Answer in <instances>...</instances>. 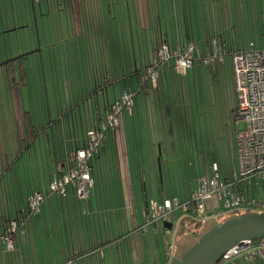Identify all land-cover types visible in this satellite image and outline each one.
I'll return each instance as SVG.
<instances>
[{"label": "crops", "instance_id": "obj_1", "mask_svg": "<svg viewBox=\"0 0 264 264\" xmlns=\"http://www.w3.org/2000/svg\"><path fill=\"white\" fill-rule=\"evenodd\" d=\"M3 1L1 7L5 9L7 27L2 14L0 36L10 32L18 35L23 31L28 35L25 44H30L32 49L11 58L29 55L27 87L8 90L7 112L5 98L0 99V182L7 178L1 183L6 182V187H10L8 178L15 148L21 151L29 148L28 113L38 126L34 142L38 163L35 178L40 180L36 184L45 192L51 177L64 168L58 157V145L64 143L70 151L76 144H85L87 131L104 120L106 106L120 98L124 81L131 78L130 86H139L137 73L142 74L154 59L156 44L165 42L174 48L177 44L191 43L200 53L209 49L210 38L230 50L244 48L250 42L264 45V32L247 44L241 36L247 33L248 27L258 34L261 26L264 31V0H127L134 3L131 19L120 9L106 13L104 21L99 15L100 22L94 27L96 35L92 38L90 27L85 23L86 0H23L22 15L27 21L24 23L19 22L16 14V1L21 0ZM257 2L256 7L249 4ZM53 3L60 5L59 27L53 21ZM158 3L165 8L161 9ZM156 13L167 19L165 26L162 22L160 33L153 28ZM254 18L258 21L253 22ZM87 64L93 68L97 64L99 70H90V77L85 81L80 79L77 85L75 72ZM224 64L209 67L211 73H216ZM231 72L233 75L232 64ZM176 77L171 67H163L159 88L138 96V105L145 103L144 111L136 108L131 118L127 113L124 115L122 125L115 132L114 161L110 163L106 159L109 154L105 153L93 163L95 184L88 199L81 200L73 193L65 198L47 194L40 216L30 221L25 234L13 237L14 249L8 250L0 242V264H61L68 259L75 260L76 264H153L155 258L159 264L165 262L163 250L155 249L154 238L159 237L160 231L154 234L139 231L147 210L146 196L147 201L155 198L148 196L149 177L148 185L138 178L137 163L146 162L153 167L155 157H159L157 147L161 146V161L168 163L164 173L168 175V185L164 183L160 187L158 199L176 193L185 200L195 188L188 180L178 184L171 166L175 155L176 161H182L183 153V138L180 133L177 137L176 131L181 128L176 122L181 105L178 104V112L170 121L165 97V85ZM180 98L181 95L177 96V100ZM59 129L62 138L57 134ZM10 196V199L1 198L0 207L21 208L19 195L17 200L12 199V192Z\"/></svg>", "mask_w": 264, "mask_h": 264}, {"label": "built area", "instance_id": "obj_2", "mask_svg": "<svg viewBox=\"0 0 264 264\" xmlns=\"http://www.w3.org/2000/svg\"><path fill=\"white\" fill-rule=\"evenodd\" d=\"M40 1V0H39ZM230 57L235 93L237 97L236 117L247 123L244 132L238 133L235 140L237 168L229 178H224L219 166L214 163L209 174L198 176L196 186L189 198L179 197L152 199L144 213L139 231L146 233L160 223L171 224L164 227L166 238L163 249V264H169L177 250L181 231L186 224L201 225L215 218L226 219L233 215L264 213V45L250 42L244 48L228 50L213 39L209 49L200 53L194 44L171 48L161 42L154 59L140 78V87L146 85L155 89L159 81V68L173 62V69L179 77H184L197 64L212 67L224 64ZM136 103V92L126 88L118 100L110 104L106 116L97 127L87 131L85 145L78 149L73 159L68 161L61 172L50 181L49 192L64 198L70 187H74L79 199H88L94 187L91 161L100 153L108 133H115L122 125L126 112L132 115ZM216 200L217 208L209 209L208 201ZM46 196L35 192L28 201L29 215L22 221H12L5 231L0 228V242L8 250L14 249L12 236L24 234L30 217L40 214ZM191 229L193 227L188 226ZM242 261L245 264H264V240H244L231 248L218 264H232ZM61 264H76L68 259Z\"/></svg>", "mask_w": 264, "mask_h": 264}, {"label": "rangeland", "instance_id": "obj_3", "mask_svg": "<svg viewBox=\"0 0 264 264\" xmlns=\"http://www.w3.org/2000/svg\"><path fill=\"white\" fill-rule=\"evenodd\" d=\"M45 3L46 2L43 3L44 7L46 6ZM1 4L4 5L3 0L2 3L0 2V29L2 28V14L4 16L5 26L7 27L5 9L1 7ZM249 4L256 7L259 3L257 2ZM16 5V14L19 22H27L22 15L24 10L23 0H21L20 3L16 1ZM52 5L53 16H55L53 21L54 24L59 27L58 14L60 13V5H57V3H53ZM153 5L156 7L157 3H153ZM158 6L162 8V3H160V5L158 3ZM98 7L99 15L103 16L102 21L106 20V13L110 14L109 12L111 11L116 13L118 9H120L121 13L128 14V17L131 19L134 3L132 4V2L127 0H98ZM166 21L167 19L162 17L164 26ZM252 21L257 22L258 19L254 18ZM118 25L119 24L117 23V26ZM153 28H155L154 20ZM11 30H13V28ZM246 30L247 33L241 35L243 36L242 38L244 41H246L245 44L249 43L252 38H258L259 36L261 37L264 32L262 26L260 28V34L257 33V30L254 31L255 29L251 32L252 29L249 27L246 28ZM26 37H28V35L24 34L23 31H20L18 35L15 32H10L0 36V71L2 70V63H5L12 57L18 56L19 53L32 50L29 47L30 44H25V41H28ZM33 47L35 48L34 50H37L35 43ZM90 61L91 60L88 62ZM97 64L94 66V68L93 66L90 67L87 64L86 66H82L80 70L78 69L79 72H75L77 74V80H75V83L79 85L81 83V81H79L80 79L83 81L87 80L90 77V70L96 71V68L98 67ZM172 79V82L170 81L167 85H165V97H167L166 102L169 108L168 115L170 121H172L173 117H175V113H172V111L175 108L173 105L177 102V96L182 95L185 98V102L183 103V106H185L183 122L181 128L176 130L178 131L177 137L180 133V136L183 138V147L181 146V150L183 152L182 161H176L177 155H175L174 162L171 164L172 168H174L173 177L175 181H177L179 184L181 180H188L189 183L196 184L195 177L199 174L209 171L214 163L219 166L222 176L224 178H229L237 168L238 163L235 154L236 136L238 133L244 132L247 128L246 121L236 117L237 97L235 94L234 80L231 72L230 57H227L225 64L220 66L216 73L212 74L209 67L196 66L194 69L190 70L188 76L178 78L176 77ZM82 87L85 88V85L83 86L82 84ZM26 91H29V89H26ZM21 92L22 89L20 90V94ZM8 93L9 92L6 87L5 77L0 72V99L5 98L6 112L8 106L6 100ZM16 102H18L17 99ZM143 105L144 104L138 105L137 110L143 112L145 108ZM170 129L171 138H174L175 133L173 128ZM158 148L159 147H157V152ZM164 158L167 159L168 156L164 155ZM158 159L159 157H155L153 167H150V165L146 162L142 163L144 171L150 180V185H148V187L150 186L148 188V196L149 198L155 199H158L159 192L161 190L160 187H162L164 183V185H168V175L165 174L164 177V173L167 172L165 169L167 170L168 163L162 162V181L159 171ZM97 176L101 177L99 174H97ZM169 190L171 191V187ZM207 206L209 209H218L216 200L208 201ZM224 220L225 219H220L221 222ZM156 231H160L159 237L154 238L156 241V246L159 251H162L164 249L166 240L163 235V223L153 226L150 228L148 233L151 232V234H154Z\"/></svg>", "mask_w": 264, "mask_h": 264}, {"label": "trees", "instance_id": "obj_4", "mask_svg": "<svg viewBox=\"0 0 264 264\" xmlns=\"http://www.w3.org/2000/svg\"><path fill=\"white\" fill-rule=\"evenodd\" d=\"M84 5H85L84 9H86L88 11V13L85 14L86 15L85 23L88 27H90V31H91L90 37L92 38L96 35L95 31H94V27L98 26V23L100 22L99 21V18H100L99 17V11H98L99 10L98 0H86ZM162 8H165L164 4H162ZM155 15L157 18L154 17V25H155L154 29L156 30L157 33H160L161 27L163 25L162 24V18L158 17L157 13ZM185 21L188 22L187 20H185ZM212 40H213V38L209 39V46H210V43ZM177 45H181L182 47H185L187 45V43H181V44H177ZM177 45H175V46H177ZM159 46H160V43L156 44V51L158 50ZM95 48L97 51L96 46H95ZM228 50H230V49H228ZM156 51H155V53H156ZM98 52H99V50L95 53L97 54ZM98 55L99 54H97V56ZM28 57H29V55H21L18 58L8 60L4 65H2V68H1L2 70L0 72L5 77V83H6L7 90L13 91L15 89L27 87V84H28L27 72L30 68L28 66V60H27ZM151 62L148 64V66L151 65ZM166 66H169L173 69V62H170L168 65H165V66H162L159 68L160 76H161V69L163 67H166ZM97 69L99 70V67L96 68V71H97ZM143 73L142 74L137 73L138 74L137 76H139L137 85L139 84L140 78L143 75ZM174 73H175V71H174ZM160 76H159L158 86L155 89H153L149 85H146L145 87H143V86L140 87V84H139V86H137V88H135L133 85L130 86L129 81L131 80V78L130 79L128 78V81L127 80L124 81V86H125L124 89L131 88L136 92L135 108H134L132 115H129V113L126 112L129 115L128 117L131 118L135 114V110L138 106V96L141 93L149 92V91H155L159 88ZM177 77H179V76L177 75ZM96 81H99L98 77H96ZM133 84H134V82H133ZM96 85L98 86L99 83ZM177 102L173 105V107L176 108L179 103L181 105L179 108L180 113L176 115L178 117L177 118L178 120L176 119L177 120L176 122L179 123L180 127H181L182 122H183V118H184L183 114L185 112L184 111L185 106H183V103L185 102L184 96L181 95V98L178 99ZM142 104H144V106H145V103L142 102ZM109 106H110V104H108L106 106L107 109L109 108ZM176 112H178V108H177V111L176 110L174 111V113H176ZM27 115H28V124L31 126L30 127L31 130H29V135H30L31 140H29V142L27 143V144H29V148H27V150H25V151L23 150L24 153H22L23 151H21L20 148L16 147L15 148L16 152H13L14 160H13L12 166L10 167L12 169V171H11L10 178H8V180L10 179V187L11 188L8 186L6 187V182H5V185L1 184V183H4V181H7V178L4 179L3 182H2V180L0 182V201H1V198L6 197V196L10 199V197H11L10 194L12 192V199L13 200L14 199L17 200L16 197L19 195L20 202H21V208H15V207L12 208L11 206L6 207V205L5 206L2 205L0 207V228H1L2 232L5 231V229L8 227V225L12 221H22L23 219L28 217V215H29L28 201H29L30 196H32L35 192H41L42 194H44L46 196V200L48 197L47 194H50L49 185H50L51 179H50L49 184H48V189L45 192H43L41 190V186L36 184V182L40 180V179L35 178V173H36V171H38V163L36 161L37 148L34 146V142H35V139L37 138L38 130L36 128V126H37L36 121L33 120L30 113H28ZM57 134H58V136L61 137V135H62L61 129L57 130ZM114 140H115V133H113V132L108 133L106 136L104 145H103L102 149L100 150V153L92 159L91 170H92L93 178H94V174H93L92 168H93V163L95 160H97V158H99L101 155H103L105 153H108L109 155H107L106 159H108L110 163H112V161H114L113 157H115V154H116ZM84 145L81 146L79 144H76V145H74V147H71L70 151H69V150H66V147H65L66 145L64 143L59 144L57 147L58 148L57 150H58V157L60 160H62L61 163L66 165L68 163V161L71 162L75 152L78 149H81ZM142 163L143 162H141V161H139L137 163V166L139 169V172H138L139 177L138 178L148 185L149 182L147 179V174L144 171V167H143ZM209 172H210V169H209V171H207L203 174H209ZM203 174L197 175L195 177L196 180H197L198 176L203 175ZM109 177L110 176H108V180L111 179ZM164 177H165V175H164ZM196 180H195V183H196ZM94 182H95V179H94ZM195 186H196V184H195ZM5 189H6V192H5ZM71 193L76 195V191H75L74 187L69 188L67 196ZM50 195H54V194H50ZM175 196L178 197L176 193H172V194H169V196L167 198L175 197ZM59 198H61V197H59ZM159 199H162V198H159ZM43 207H44V204L42 206L40 214L42 213ZM18 214H19V216H18ZM40 214L32 216L29 218V220L27 221V223L25 225V229H24L25 232H26V229H27L30 221L34 217L40 216ZM188 226H191L193 228L191 229ZM201 230H202L201 225L195 226L192 223L188 222L186 224V228L184 227L183 230L181 231V237H183L185 235L197 236ZM25 232H24V234H25ZM19 234L20 233L14 234L12 236V239L15 235H19ZM13 242H14V240H13ZM14 246H15V244H14ZM155 249H157L156 241H155ZM155 249H154V251H155ZM162 256H163V254H162ZM153 264H159V262H158V260H156V258L153 260Z\"/></svg>", "mask_w": 264, "mask_h": 264}, {"label": "water", "instance_id": "obj_5", "mask_svg": "<svg viewBox=\"0 0 264 264\" xmlns=\"http://www.w3.org/2000/svg\"><path fill=\"white\" fill-rule=\"evenodd\" d=\"M162 149L159 146V171L163 181ZM149 201L146 196V209ZM171 229V224H164ZM244 240H264V213L233 215L219 222L207 220L197 236L185 235L177 242V250L169 264H218L223 256Z\"/></svg>", "mask_w": 264, "mask_h": 264}]
</instances>
